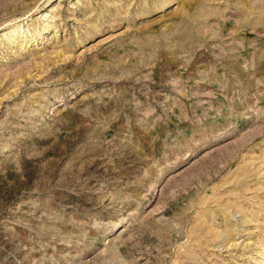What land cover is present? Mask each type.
I'll return each mask as SVG.
<instances>
[{"label": "rangeland", "instance_id": "obj_1", "mask_svg": "<svg viewBox=\"0 0 264 264\" xmlns=\"http://www.w3.org/2000/svg\"><path fill=\"white\" fill-rule=\"evenodd\" d=\"M0 264H264V0H0Z\"/></svg>", "mask_w": 264, "mask_h": 264}, {"label": "bare ground", "instance_id": "obj_2", "mask_svg": "<svg viewBox=\"0 0 264 264\" xmlns=\"http://www.w3.org/2000/svg\"><path fill=\"white\" fill-rule=\"evenodd\" d=\"M19 34V33H18Z\"/></svg>", "mask_w": 264, "mask_h": 264}]
</instances>
